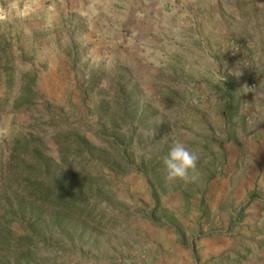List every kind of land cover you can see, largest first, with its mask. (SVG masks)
Wrapping results in <instances>:
<instances>
[{
    "label": "rangeland",
    "instance_id": "1",
    "mask_svg": "<svg viewBox=\"0 0 264 264\" xmlns=\"http://www.w3.org/2000/svg\"><path fill=\"white\" fill-rule=\"evenodd\" d=\"M64 1L0 0V264H264V0L148 4L140 37Z\"/></svg>",
    "mask_w": 264,
    "mask_h": 264
},
{
    "label": "crops",
    "instance_id": "2",
    "mask_svg": "<svg viewBox=\"0 0 264 264\" xmlns=\"http://www.w3.org/2000/svg\"><path fill=\"white\" fill-rule=\"evenodd\" d=\"M178 3L181 2V4L189 5L191 3L201 4L205 0H177ZM170 3L171 5L175 4V0H65L64 4H69V8H64L63 13L66 12V10H69L70 12H77L81 14V18L86 20H92L95 21V23L91 25H86V28L90 31L97 30L96 35L103 34L102 31H100L103 28V23L105 22V18H108L107 15H104L103 13L106 11H110L111 19L110 23L114 26V29H121L123 26H125V17L122 18V15L120 12H125L126 7H130V12H135V18L138 19L140 22H138V25L140 27L141 35H146L147 31H150L147 22L145 21L146 17H144L146 14V11L148 10V4L152 5V9H158L165 5L166 3ZM175 6L171 7V9H175ZM163 8V7H162ZM62 12V11H61ZM126 13V12H125ZM178 17L185 16L189 18V15H186L184 13H178ZM190 16H193L190 15ZM205 13H196V19H202L204 18ZM171 19H176L174 16V11H172ZM107 20V19H106ZM104 21V22H103ZM114 21V22H113ZM146 22V23H143ZM137 24V23H136ZM105 25V24H104ZM139 29V28H138ZM145 30V31H144ZM133 34H135L133 32ZM106 35V34H104Z\"/></svg>",
    "mask_w": 264,
    "mask_h": 264
},
{
    "label": "clouds",
    "instance_id": "3",
    "mask_svg": "<svg viewBox=\"0 0 264 264\" xmlns=\"http://www.w3.org/2000/svg\"><path fill=\"white\" fill-rule=\"evenodd\" d=\"M106 84V81H101L100 86L106 87ZM198 161L199 154L196 151L180 141L173 142L168 155L163 160L167 172L166 178L169 181H189L197 173Z\"/></svg>",
    "mask_w": 264,
    "mask_h": 264
},
{
    "label": "trees",
    "instance_id": "4",
    "mask_svg": "<svg viewBox=\"0 0 264 264\" xmlns=\"http://www.w3.org/2000/svg\"><path fill=\"white\" fill-rule=\"evenodd\" d=\"M58 198H60V200H64V196H63V194L62 195H59V196H57Z\"/></svg>",
    "mask_w": 264,
    "mask_h": 264
},
{
    "label": "built area",
    "instance_id": "5",
    "mask_svg": "<svg viewBox=\"0 0 264 264\" xmlns=\"http://www.w3.org/2000/svg\"><path fill=\"white\" fill-rule=\"evenodd\" d=\"M249 87H250V88L254 87V83L251 82V83L249 84Z\"/></svg>",
    "mask_w": 264,
    "mask_h": 264
}]
</instances>
